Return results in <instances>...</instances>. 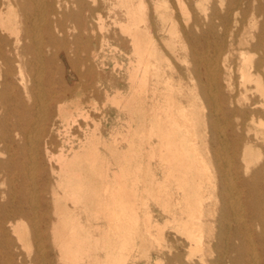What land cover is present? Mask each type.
Returning a JSON list of instances; mask_svg holds the SVG:
<instances>
[{
	"label": "bare ground",
	"instance_id": "1",
	"mask_svg": "<svg viewBox=\"0 0 264 264\" xmlns=\"http://www.w3.org/2000/svg\"><path fill=\"white\" fill-rule=\"evenodd\" d=\"M194 2L200 14L193 17ZM208 2L176 0L194 83L182 85L183 70L176 69L175 84L162 69L167 59L146 0H118L126 16L119 24L132 46L131 92L110 100L138 119L124 138L139 140L130 146L138 160L104 176L103 186V129L73 100L85 93L99 109L102 78L92 66L78 72L98 52L74 59L68 41L79 43L102 6L0 0V264H126L128 249L145 234L173 255L168 264H264V0H220L224 13L214 4L208 13ZM153 9L175 42L169 1L157 0ZM247 27L256 32L245 36ZM59 59L73 70L69 79ZM83 75L91 81L81 89L73 81ZM144 143L160 176L142 160ZM103 216L104 236L90 221ZM166 228L184 240L165 246Z\"/></svg>",
	"mask_w": 264,
	"mask_h": 264
},
{
	"label": "rangeland",
	"instance_id": "2",
	"mask_svg": "<svg viewBox=\"0 0 264 264\" xmlns=\"http://www.w3.org/2000/svg\"><path fill=\"white\" fill-rule=\"evenodd\" d=\"M97 1L102 6V9L99 14L95 15L96 18L92 23L91 30L83 34L82 39L79 41V43L74 44L72 37H70L68 41L70 43L69 50L74 51L71 52V56L74 59L85 58L95 50H97L98 52V58L93 63V65L90 63V61L86 63L80 62L78 64V72L81 74H85L87 67L92 66L97 74H99L102 78L103 93H101L99 95V98L97 99V106L99 109L93 110L91 108L88 102L89 98L85 93L77 94L79 95V97H74L73 100H81L82 106L85 108V110L89 112L92 119H95L101 124V129H103V146L101 151L103 153L104 186V184L107 182L106 177L104 176H107V178L109 179L111 178V176H113V172L119 170L121 165H124L125 163H136V161L138 160V154L136 152H132L130 150V146L134 145L136 147V144L139 142V140L135 139L133 142L124 140L125 137H129L132 134L130 128H135L137 126L138 119L135 118V114L130 109H122L120 106H118V104L110 100L116 95L117 92L124 95H129L131 92L127 70L130 61L133 60L132 46L130 44L129 38L125 36V34H123L119 24L120 22L126 21V16L124 10L119 6L118 0ZM156 1L157 0H146V4L148 6L147 18L150 20L149 22H152L153 24V34L156 36V39H158V46L165 54V59H167V61L163 62L162 69H164V71L168 75H173L175 84H179L180 75L176 71V69L179 68L185 73L183 75L184 79H182V85H194V83L190 81V79L188 78L189 76L186 73V70L192 65V62L189 61L190 58L186 56L187 45L181 37L182 30L185 27V16L176 4V0H168L169 5L173 8V17L175 19V26L179 35L178 39L175 42H171L167 31L161 30L162 24L158 19V16L154 13L153 7ZM219 1L220 0H210V2L207 3V7H209L208 13H210V7L213 4L217 5L216 9L220 13H224L226 2H224L223 6H220ZM198 14L200 13L196 7V2H194L192 4V16L194 17ZM98 17L103 19L102 21L104 29L100 27L101 24L97 20ZM249 19H251V15L248 16L247 20ZM258 19L261 22L263 20V17L260 16L258 17ZM216 23L218 24V20L216 21ZM250 31L256 32V29L248 28L245 32V36L248 37L250 35ZM219 33H222V31H219ZM73 34L77 35L78 31H73ZM210 54L212 56L215 54L214 48L211 49ZM58 64L60 66L63 79H69L71 74L73 73V70L61 59L58 60ZM238 76L239 74L236 72V81H238ZM90 81V79L83 75L81 80H75L73 81V83H79L80 86L82 85L81 89H83V84L89 83ZM256 96L258 97V95ZM70 102L71 101H69L68 105L69 107H72L73 105ZM148 108L149 106L147 107V110H149ZM56 121L59 123V120ZM148 122L149 120L147 121V125ZM79 123L81 125H86L83 119H80ZM88 124L90 127H93L92 120H89ZM76 129L77 128L75 127L74 130L77 131ZM80 133V131H77V135H79ZM144 147L146 149L143 151V153H141L143 155V162H145L146 166L149 165L150 169L160 176V174H162V168L159 166L157 160L150 159L148 157V145L145 144ZM62 203L67 204L69 208L73 207L71 201ZM149 203L150 208L155 211V215L160 213V209L153 201H150ZM51 212L52 216L54 217L53 209H51ZM90 221L93 224L98 223L100 226H102L104 236L105 231L108 227V221L106 220V218L103 216L102 219L95 221L94 218L91 217ZM160 222L162 226L165 224L164 219H161ZM99 233H102V231L97 232L96 234ZM154 233L155 232H153V234ZM111 235H113V239L115 241L118 239V235ZM152 239L153 237L148 234H145L142 238L137 237L135 241L138 245H136V247L134 248L128 249L127 254H129V257L127 258L126 264H157L158 261V264H168L167 260L172 258L173 255L168 252L166 247H160L156 240L154 239V241ZM163 239L165 246H169L172 242L179 243L184 240L181 235L176 234L170 228H166L164 230ZM181 251L184 252V249L181 248ZM56 254H58V252ZM216 256L217 254L213 253L209 254L207 257L209 259H214ZM105 257L106 253L103 249V259ZM57 258H59L58 255Z\"/></svg>",
	"mask_w": 264,
	"mask_h": 264
}]
</instances>
